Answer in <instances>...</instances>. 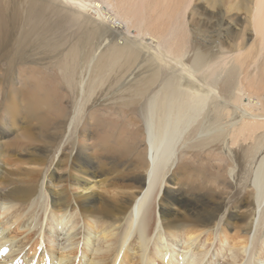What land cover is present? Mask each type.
I'll return each mask as SVG.
<instances>
[{"label":"bare ground","instance_id":"1","mask_svg":"<svg viewBox=\"0 0 264 264\" xmlns=\"http://www.w3.org/2000/svg\"><path fill=\"white\" fill-rule=\"evenodd\" d=\"M9 1L27 6L17 38L21 46L32 34L38 43L46 39L52 53L61 49L58 73L65 72L69 60L81 62L75 117L86 124L82 135H72V157L47 168L40 133L23 132L25 123L16 122L24 116L13 115L28 90L16 75L32 61L9 58L7 75L0 76V119L10 112L0 122V264H264V58L258 75L245 81L237 64L242 55L226 68L214 50L245 49L250 31L264 49V0L256 10L255 0H176L179 19L164 18L159 26L178 25L168 47L155 45L150 35L142 41L138 35L139 41L128 30L109 28L111 23L123 29L124 21L95 7L104 0ZM189 7L190 30L185 20ZM240 15L245 20L235 32L224 27L223 22ZM16 16L0 11V43L15 38ZM49 29L79 40L66 46V38L56 42ZM85 32L90 36L82 37ZM84 50L93 52L90 60ZM189 52L193 54L186 59ZM108 72L113 83L126 75L133 80L113 91L101 79ZM118 96H126L124 107H131L112 106ZM117 117L121 120L113 124ZM31 119L38 129V121H48ZM26 123L31 124L29 119ZM12 127L15 138L29 139L8 148L1 138ZM116 129L137 143L127 149V158L114 150L117 137L110 133ZM126 144L121 143L123 148ZM200 164L218 185L205 199L181 184L183 171L202 170ZM61 168L65 173L59 175ZM130 171L136 177L127 188L118 187L104 201L95 198L104 184L126 178ZM244 183L252 191L245 193V209L235 205L230 215L228 229L244 232L234 248L221 223L218 229L213 224ZM228 184L230 193L222 202L217 192Z\"/></svg>","mask_w":264,"mask_h":264},{"label":"rangeland","instance_id":"2","mask_svg":"<svg viewBox=\"0 0 264 264\" xmlns=\"http://www.w3.org/2000/svg\"><path fill=\"white\" fill-rule=\"evenodd\" d=\"M0 0V11L4 14H16V20L13 23V30L15 38H13V41L11 39H4V41H1L0 43V76L1 75H7V66L9 63H11L9 58H13L16 61L25 60V58L31 59V63L27 64L24 68L23 74L16 75L17 79H24V86L25 82L27 84V92L24 96V100L20 102V105L18 104L19 108H16L19 112L14 113V116L22 117V120L17 118L16 124L18 126L24 125V131L21 130V132L28 131V134L30 135L33 132H39L41 135V144L43 146V150H45V154L47 155V168L51 165L52 162L60 159L68 158L69 156L72 157V154H70V141H72V135L74 137H77V135H82V126L86 124V121L83 123H80L77 121L78 119L76 115L75 110L78 108V104H75V99L77 96V88H78V78L80 77L81 73V62L79 63L77 60H69L63 65L64 71L58 73L56 71L55 67L61 66L59 57V52H61V49L58 48V51L56 53H52L51 50L48 48L50 45L46 42L45 39V45L42 41L37 42L33 39V35L31 34L30 38L22 44V46L19 43V40L17 39L19 37V33L21 32V28H23V25L20 23V20L26 15V4L22 2L19 7H15L12 5V1L9 0ZM261 0H255L254 1V9H258ZM95 7L99 9V11L102 14H108L113 15L116 17V20L119 22H123L124 26L123 29L117 28L115 26H111L109 28L112 29H119L120 31L128 30L131 33L130 36L136 37L138 39L140 36L142 39L146 37V35H150L152 37H155V45H159L162 47H168L170 45V39L171 37H174L175 35L173 31L177 32L178 25L173 24L171 27H167L166 29L161 26V23L164 18H171V19H179L177 18L179 12L177 13V1L176 0H104V1H97L95 3ZM176 8L175 12L173 13V10ZM190 7L185 10V20L188 22V30L191 29L192 25L189 24L192 20L190 16ZM111 12V13H110ZM234 18V17H233ZM102 19H104L102 17ZM239 20H231L228 22H223L224 27L227 29L230 27L234 32L236 31L237 27L240 25H243L241 23L244 22L245 17L244 15H240L238 18ZM51 33L55 34V41H59L60 36H64L66 38L64 41V44L66 46L73 45L74 43H77L79 38L77 36L68 37L70 32L62 33L60 31L49 29ZM164 32L167 34L165 38L161 37V33ZM143 35H141V34ZM223 33V32H222ZM226 32H224V35L222 37V40H226ZM91 34V33H90ZM90 34L85 32L82 37H89ZM146 34V35H145ZM255 34V35H254ZM140 35V36H138ZM164 37V36H163ZM138 39V40H139ZM139 40V41H140ZM227 41V40H226ZM257 44V45H256ZM255 45V46H254ZM54 47V46H51ZM105 44L99 49V51H103ZM215 52L218 54L217 62H219L222 67L229 68L232 63H234V59L237 58V56H241V62H237V64L240 66V70L242 69L245 75H241V78H244L245 81L253 80L259 73V63L264 58V49L262 46V41L259 37L256 38V33L251 32L249 33L247 37V46L245 49L235 52H230L229 50L224 51H218L216 48L214 49ZM98 51V52H99ZM84 54L91 59L93 52H90L88 50H84ZM193 52H189L186 55V59L190 58L192 56ZM238 54V55H237ZM88 68V67H86ZM95 69V68H94ZM31 72H34V75H30ZM97 75H93L94 80L97 81ZM114 77L115 75L112 74ZM23 77V78H22ZM89 77V73L86 74L85 81L87 82ZM112 77L110 73L104 74L101 79L106 82V87L112 88L113 91H115L117 88L119 89L121 85L130 82L132 79L131 76H121L116 83H113L112 81H109L108 79ZM39 82L38 87L35 90L32 91L31 86ZM23 86V87H24ZM112 92V91H111ZM110 92V93H111ZM108 96V95H107ZM116 96V95H114ZM127 99V97L118 96L115 101L112 102V106L116 107L117 110L121 108L127 109V106L124 107V101ZM243 99H246V102H248L247 97L244 96ZM128 103V102H127ZM76 105V106H75ZM76 107V108H75ZM26 109V110H24ZM10 116V112L6 111L5 114H2L0 122H5L8 120ZM32 117L37 119H46L48 121H38L39 124L42 125V128L38 129L37 125L38 123H34L31 119ZM88 118V117H87ZM30 120L31 124H27L26 121ZM74 120V121H73ZM117 121L114 122L111 121L110 124H116L119 119L116 118ZM75 122L74 124L80 127L77 131H75V125H71V123ZM20 122V123H19ZM79 122V123H78ZM48 125V127H47ZM89 133H92L93 127L90 128V126H87L86 128ZM114 129V128H113ZM14 127H12L10 130H4L3 136L1 138L4 139L5 144L8 148L10 147H16L17 143L24 144L26 141L23 139H29L22 138V135L20 134V139L15 138V135L13 134ZM111 131V130H110ZM117 131V132H116ZM116 131L110 133L111 138H116L115 141L112 143L117 146V148H114L116 153H122L126 158L127 156V149L132 146H137V143L134 142L132 137L130 136V133H124L121 132L120 129H116ZM119 131V132H118ZM126 136V140L122 139L123 137L120 135L121 133ZM120 133V134H119ZM23 134V133H22ZM118 136H121L120 138ZM25 141V142H24ZM129 143L128 145L126 143ZM97 144H100L99 140L96 142ZM121 143L126 144L127 147L123 148ZM37 144V143H36ZM39 145V144H37ZM21 146V145H20ZM39 147V146H38ZM144 148V146L142 147ZM63 152V153H62ZM74 154V153H73ZM221 162L225 163V160H222ZM201 167H203V164H200ZM11 168H8L9 171L13 170ZM135 169V168H134ZM174 169V167H173ZM172 169V170H173ZM204 170V167L202 170H194L191 171H183L185 179H182L181 184L187 185L188 187H192V189L188 188V193L191 195H201L205 199L206 195L213 194L214 191H216V181L211 177V175L206 174L202 172ZM59 175L64 174V169L61 168V170L58 172ZM15 175V174H14ZM45 175V174H44ZM136 177V174H134L133 171H130L128 173V176L126 178H117L113 182H108L107 184L103 185V188L99 191V196H96L95 198L97 200H102L105 198H112L117 192L118 187H124L127 188L128 185H130L133 182V178ZM227 182V181H225ZM180 184L176 186L177 189L175 191H178L180 188ZM221 186V185H219ZM175 188V187H172ZM252 191V185L249 186L246 183H244V187L240 188L238 192L230 198V200L225 201L228 194L230 193L229 184L227 186V189H224V191L220 190L217 193L220 195L219 199L225 201L227 203V206L223 205V209L226 208L224 213L222 214V211L218 215V219H214L213 226L217 229L219 228V225L221 223V229L224 231L226 236L228 237V242L232 247L236 248L240 246V242L242 238H239L244 232L239 231L238 229H231L229 227L230 224L233 223V220L231 219L232 216L231 212L234 210L235 205L242 206L243 209L246 207V201L248 202V199L245 196L246 192ZM252 200V199H251ZM230 206V207H228ZM255 208H257V204L254 203ZM228 207V209H227ZM249 209V208H248ZM159 212V208H158ZM221 215V216H220ZM216 229V230H217ZM221 230V231H222ZM20 233V232H17ZM24 236V235H23ZM212 241V240H211ZM57 252V251H56ZM58 253V252H57Z\"/></svg>","mask_w":264,"mask_h":264}]
</instances>
